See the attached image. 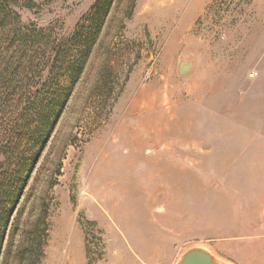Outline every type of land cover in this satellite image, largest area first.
Returning <instances> with one entry per match:
<instances>
[{
    "label": "rangeland",
    "instance_id": "obj_1",
    "mask_svg": "<svg viewBox=\"0 0 264 264\" xmlns=\"http://www.w3.org/2000/svg\"><path fill=\"white\" fill-rule=\"evenodd\" d=\"M95 1L9 8L24 30L62 38ZM181 59L195 60L187 76ZM22 74L18 90L38 81ZM19 98L0 102V148L16 142ZM193 245L264 264V0H116L0 264H175Z\"/></svg>",
    "mask_w": 264,
    "mask_h": 264
},
{
    "label": "trees",
    "instance_id": "obj_2",
    "mask_svg": "<svg viewBox=\"0 0 264 264\" xmlns=\"http://www.w3.org/2000/svg\"><path fill=\"white\" fill-rule=\"evenodd\" d=\"M15 1L0 0V102L20 95L10 112L18 113L10 125L16 129L12 139L16 142L0 148V255L24 184L81 78L116 0H96L73 32L62 38L33 27L24 30L18 13L9 8ZM21 71L23 79L32 73L38 81L23 80L24 87L18 90L15 79Z\"/></svg>",
    "mask_w": 264,
    "mask_h": 264
},
{
    "label": "water",
    "instance_id": "obj_3",
    "mask_svg": "<svg viewBox=\"0 0 264 264\" xmlns=\"http://www.w3.org/2000/svg\"><path fill=\"white\" fill-rule=\"evenodd\" d=\"M195 67V60L181 59L178 62L177 73L187 76ZM175 264H234L217 259L211 250L201 245H193L187 248Z\"/></svg>",
    "mask_w": 264,
    "mask_h": 264
},
{
    "label": "bare ground",
    "instance_id": "obj_4",
    "mask_svg": "<svg viewBox=\"0 0 264 264\" xmlns=\"http://www.w3.org/2000/svg\"><path fill=\"white\" fill-rule=\"evenodd\" d=\"M104 189H105V188H104ZM104 189H103V190H104ZM126 191H127V190H126ZM102 192H103V191H99V193H100V194H99V195H100V200H102V202H103L104 204H106V205H107L108 201L110 200V198H115V197L113 196V194H112V195H111V194L109 195V193H108V192H105V191H104L105 193L102 194ZM121 194H122V193H120V191H118V193L116 194V197H117V198H120V197H121ZM125 196H126V195H125ZM119 205H120V204H119Z\"/></svg>",
    "mask_w": 264,
    "mask_h": 264
}]
</instances>
